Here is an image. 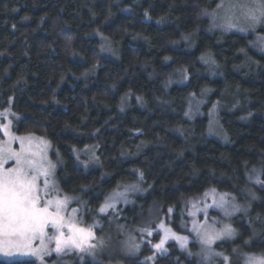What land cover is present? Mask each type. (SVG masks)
<instances>
[{
	"label": "trees",
	"instance_id": "1",
	"mask_svg": "<svg viewBox=\"0 0 264 264\" xmlns=\"http://www.w3.org/2000/svg\"><path fill=\"white\" fill-rule=\"evenodd\" d=\"M219 3L0 0V111L21 116L17 133L51 141L60 187L86 204L85 224H103L97 236L120 238V231L154 217L153 210L159 217L208 190L244 201L246 190L253 189L250 209L232 218L236 236L215 247L230 264H241L246 253L264 254V53L252 34L211 31L209 14ZM203 56L216 65L203 62ZM186 70L187 83L168 84L184 78ZM205 89V113L188 119L190 95L200 97ZM216 101L224 105L226 143L208 135L207 111ZM88 146L101 165H79L75 149ZM137 181L145 195L98 213L111 191ZM175 220L177 230L190 233L179 226V212ZM159 238L156 231L153 240ZM167 249L150 261L154 250L145 243L138 255L114 260L202 264L176 242ZM197 249L192 241L191 250ZM71 258L75 264H101L80 261L76 254Z\"/></svg>",
	"mask_w": 264,
	"mask_h": 264
},
{
	"label": "rangeland",
	"instance_id": "2",
	"mask_svg": "<svg viewBox=\"0 0 264 264\" xmlns=\"http://www.w3.org/2000/svg\"><path fill=\"white\" fill-rule=\"evenodd\" d=\"M139 1V0H136ZM256 5L253 2V0H220V3L218 7L212 11L209 16L212 19L211 23V31L212 32H218L222 34H226L229 32H239L242 34H252L254 36V45L256 49L259 52L264 53V20L259 22H253L251 19H249L246 15L248 8H254ZM131 9L129 8V11ZM229 23H232L235 25V27L229 28L227 25ZM207 57H210L207 59ZM203 56L202 61L205 62L208 65H216V61L211 56ZM213 61H212V60ZM185 77L182 79H175L169 81L168 84L172 85L174 83L178 84H185L189 80V74L187 73V70L184 71ZM215 74V73H213ZM208 102V89H205V91L201 94V96H196L195 94H191L188 99V111H187V118L190 120H194L198 116L205 113L204 106ZM224 105L220 101L214 102L208 109L207 115L209 118V130L208 135L210 137H214L219 139L222 142H228V135L226 131L224 130L221 122V111L223 109ZM3 115L0 116V125L8 124L10 123L9 127V133L12 136L16 137H32V150L37 151L38 149H43L41 155L46 156L48 161H51L53 165H55L52 175L49 177L51 181V185L49 188V194L47 196V199H55L57 197L63 198L64 196L69 197V202L67 204V207L63 209L62 215H64L66 221H71L75 224H77L79 227L83 228H89L91 227V230L94 234V238L89 241V243L96 245L95 248H93L91 251H85L80 252L76 249L68 250L66 249L64 252L57 254L55 251H52V254L45 255L43 261H41L38 257L25 254L27 250H24V253L17 251L16 249H12V254H7L8 250H2L0 251V260L5 261H16V260H26V259H32L35 260L37 264H75L74 259L71 258V255L76 254L79 257L80 261H85L86 259H90L94 262H99L101 264H123L119 262L118 260H114V257L121 254V255H138L142 248L144 247L145 243H148L150 247L154 250V253L150 256L155 258L157 253H166L167 252V244L169 242H176L179 244L182 250L186 251L190 255L195 256L199 263L202 264H218L220 261L223 262V264H226L223 257L229 256L222 250L216 249L215 245L218 242L225 241V240H231L233 239L237 231L232 225V218L233 216L247 212L251 207V202L254 197V190L253 189H247L246 195L247 200H240L239 197L235 194L230 193H224L220 192L218 190H215V195L218 198L220 194H228L227 199L238 206V210L235 212H232L231 215L226 216L223 212V210L212 206L213 205V195L211 194V191L208 190L205 193H208V195L202 194L196 197H192L191 199L183 202L181 207L177 210L175 206L168 207L166 212H162L161 215L158 217V210H153L154 217H151L149 221L140 224L139 226H136L135 228L131 230H124L120 231L121 237L118 238L116 233H113L111 235L104 234L101 236H97L96 229L101 228L103 224L99 220H95L94 223L88 225L84 223V215L87 212V206L86 204L80 200L77 196L70 193H65L62 191L60 187V183L57 178V161L52 157V150L53 146L51 141L47 139L46 137L40 136L35 133H17L15 131V122H17L21 116L19 114L14 113L11 109H6L3 111H0ZM250 115V114H249ZM249 119V116L246 118V120ZM0 142L7 141L9 139L8 136L4 134V131L0 129ZM46 142L47 147L44 146L41 142ZM25 145H28V142H25ZM11 147L19 151L20 150V141L19 140H13L11 142ZM90 147H85L82 150H76L75 154L78 159L79 165L89 168L92 165L99 164L101 165V162L98 158L97 154H94L93 150L89 149ZM78 151V152H77ZM96 163V164H95ZM4 169L8 168H14L16 167L15 159L7 160V162L3 165ZM100 167V166H98ZM259 171V170H258ZM259 174L261 172L259 171ZM255 174L253 176V180L255 182H260L261 175ZM140 178L142 179L141 175ZM252 180V179H251ZM41 184V195L43 196V178L40 180ZM114 191H120L125 192V196L123 198H120L113 208L107 209L105 212H100L98 210V213L100 215L108 214L109 212L113 210H117L120 205H127L132 203L133 199L137 195H145L147 193V189L143 184L139 181L134 183H128L124 184L113 191H111L107 197H109ZM106 197V198H107ZM105 198V200H106ZM234 198V199H233ZM104 202L101 204L103 205ZM195 206V207H194ZM101 207V206H100ZM99 207V208H100ZM172 209L169 211V209ZM73 209H76V212L73 213ZM231 211V209H229ZM180 213L179 220V226L183 230H187L190 233L177 230L174 227L175 215L176 213ZM195 212L196 215L193 216L191 213ZM193 221H196L199 224L206 223L208 226H213L216 229L222 228L225 224H230L232 228L235 229V234L231 237H224L221 238L213 243L212 250L216 253H222L223 256H213L209 259L205 258V249L206 246L202 244L200 238L196 235V233L192 230L193 229ZM163 223L166 227L171 228L173 232H175L178 236H186L188 237L187 243L185 246H181V242L174 237H169L164 244L163 249L157 250L154 248V245L159 243L160 240L164 236V232L162 229L159 228V225ZM148 228L152 231L151 235H148L147 232L143 231V229ZM48 236H54L56 235L55 231L49 227L47 230ZM156 231H160V238L155 242L153 240V236ZM65 234L67 235V229H65ZM195 241L198 243V249L195 251V253L191 250V242ZM47 242V241H46ZM136 243L139 245L138 251H131L130 250V244ZM35 246H39V241L34 242ZM48 247L51 250H54L55 248V241L52 240L51 242H48ZM251 253H246L243 255V261L241 264H245V256L250 255ZM153 259H149L150 261H153ZM227 264H230V259L228 260Z\"/></svg>",
	"mask_w": 264,
	"mask_h": 264
},
{
	"label": "snow or ice",
	"instance_id": "3",
	"mask_svg": "<svg viewBox=\"0 0 264 264\" xmlns=\"http://www.w3.org/2000/svg\"><path fill=\"white\" fill-rule=\"evenodd\" d=\"M254 8H248L246 15L254 23L264 20V0H253ZM229 28L235 27L229 23ZM3 114L0 113V116ZM10 123L0 125V129L9 137L7 141L0 142V251L7 249V254H12V249H16L25 254L38 257L43 261L45 255H51L52 251L57 254L64 252L66 249H76L80 252L91 251L96 245L89 243L94 238V234L89 228L79 227L77 224L66 221L62 215L63 209L67 207L69 197L47 199L51 181L49 177L55 167L48 161L46 156L41 155L43 149L32 150V137H16L9 133ZM13 140L20 141V150L16 151L11 147ZM28 145H25V142ZM47 147L46 142H41ZM15 159L16 167L4 169L3 165L7 160ZM43 178V196L41 195L40 180ZM259 182V181H258ZM213 195V205L223 210L226 216L238 210V206L231 203L228 194H220L217 198L215 189L210 190ZM208 195V193H205ZM125 196V192L114 191L106 198L105 203L99 208L100 212H105L113 208L115 203ZM234 199V198H233ZM195 207V206H194ZM231 209V211H229ZM172 209L170 208L169 211ZM73 213L76 209L72 210ZM193 216L195 212L191 213ZM51 227L56 235L48 236L47 229ZM163 230L164 236L154 248L161 250L165 241L171 236L185 246L188 240L186 236H178L171 228L166 227L163 223L159 225ZM67 229V235L65 234ZM200 238L203 245L206 246L205 258L213 256H223L222 253H216L212 250L215 241L231 237L235 234V229L230 224H225L222 228L216 229L208 226L206 223L199 224L193 221V229ZM148 235L152 231L148 228L143 229ZM55 241L54 250L49 249L48 242ZM39 241V246L34 242ZM47 241V242H46ZM131 251H138L139 245L130 244ZM153 259V257H147ZM226 264L228 257H223ZM245 264H264V254H250L244 258Z\"/></svg>",
	"mask_w": 264,
	"mask_h": 264
}]
</instances>
